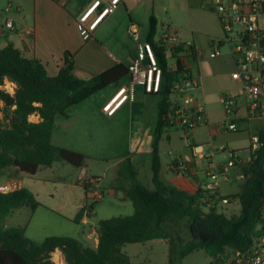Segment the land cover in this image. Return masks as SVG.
Returning <instances> with one entry per match:
<instances>
[{
    "label": "trees",
    "instance_id": "1",
    "mask_svg": "<svg viewBox=\"0 0 264 264\" xmlns=\"http://www.w3.org/2000/svg\"><path fill=\"white\" fill-rule=\"evenodd\" d=\"M156 27L157 21L151 16L146 41L152 45L163 70L161 90L155 95L158 100L151 156L155 189L149 191L139 184L131 160H124L117 171L118 181L127 179L130 184L128 188L118 185L116 189L123 192L124 199L131 201L134 212L132 216L99 221L95 249L82 246L76 239L61 236H49L38 245L24 236L22 228L4 231L2 223L14 210L24 206L35 210L39 203L25 188L0 193V264H54L52 253L57 249L63 254L66 264H130L127 259L114 255L117 248L152 240L169 243L168 264H179L196 250H203L211 257V264H217L226 250H242L250 245L264 199V181L256 176L264 157V131L257 135L260 148L256 160L249 166L239 165L246 178L240 192L230 196L231 200L238 199L240 203L238 216L228 218L218 213L215 205L221 203L220 200L209 193L208 197H202L200 189L190 194L162 183L158 145L162 131L170 128L165 117L171 106V84L183 71V64L178 61L176 71L169 68L165 50L155 42ZM128 75V67L120 63L90 79L79 78L74 74L72 55L66 53L63 67L57 75L49 76L38 59L23 58L12 44L0 49V100L5 105V121L8 120L6 126L0 122V176L9 169L13 171L12 176L19 173L35 175L40 168H51L61 161L82 168L87 156L51 143L55 119L67 117L70 108ZM6 81L12 84L13 95L1 90ZM34 112L41 122H28V116ZM176 163L171 164V169L177 173ZM82 186L87 189L89 183ZM93 204L82 207L73 222L79 223L85 214L90 216ZM183 219L189 221L191 239L187 242L170 232Z\"/></svg>",
    "mask_w": 264,
    "mask_h": 264
},
{
    "label": "rangeland",
    "instance_id": "2",
    "mask_svg": "<svg viewBox=\"0 0 264 264\" xmlns=\"http://www.w3.org/2000/svg\"><path fill=\"white\" fill-rule=\"evenodd\" d=\"M165 2L167 3L166 9H161L160 11V18L164 24L170 25V30L177 32V35L185 41L193 37L195 42H191L197 46L201 54L209 58L211 51L210 39L223 36L215 13L205 9L199 0H165ZM3 3L4 0H0V6ZM164 30L168 29L165 27ZM160 34L159 31L156 33V41L159 40ZM142 40L140 39V42ZM228 53L227 47L223 46L220 48L221 55H227ZM167 58L168 62L172 63L169 53H167ZM120 84L127 85L128 77L123 78L118 85L102 89L92 98L71 108L69 114L72 116L73 121L79 124L80 111L98 107L100 103L114 93ZM202 85L203 95L198 91L194 95L198 96L199 100L206 105L209 117L208 127H202L190 132L188 138L183 137V133L180 130L167 128L162 131L159 141L160 179L165 185L176 187L180 190H185L181 186V174L172 171L171 163L176 160L188 161L191 159L190 143L194 142L203 145L205 154L208 156L214 153L213 158L218 164L225 161L224 156L228 151H234L240 159L248 160L251 138L264 131V118L238 120L236 122L237 130L234 132L221 130V125L226 118L220 99L222 95L239 96V103L242 104V84L239 80H235L232 77H209L206 80L205 77H202ZM4 87L1 90L5 91L7 88L9 89L8 92L10 91L9 93L13 92L8 81L5 82ZM136 91V100L132 108L128 104L125 105L112 120L100 118L99 121L103 124L102 128H94L92 132L85 133H78L68 128V133L62 139V143L56 144V140L53 139L55 146L80 153L83 151L84 153L82 154L85 156H91L85 162L87 169L81 181L94 180L93 188L102 192L103 198L93 204L94 211L90 218L81 224H75L44 208H38L36 212H32L30 208L24 206L16 209L12 215L5 218L2 223L4 231L10 228H25L28 226L25 235L32 238L36 243L42 242L45 237L60 235L61 237L80 240L86 246L93 248L91 243L85 241L84 234L97 233L99 221L133 215L134 209L131 201L126 200L124 202L121 200L120 198L124 194L116 189L118 185L128 188L130 181L127 179L118 181V169L115 163L121 156L130 157L133 169L136 172V181L149 191L155 189L152 184V172L149 165L151 164L152 144L156 128V103L158 100L157 97H146L139 87L136 88ZM240 114H243V112L240 111ZM2 118L5 121L6 113L2 115ZM129 130H132L131 136ZM57 134L61 133L57 132ZM221 146L226 148V153L218 152ZM202 167L203 165L199 164L198 169H202ZM8 171L7 176H12L13 171L10 169ZM200 171L198 172L200 180L206 181ZM39 173L67 179V182L70 183L72 179H76L80 174L82 175V169L75 168L61 161L54 165L52 170L43 169ZM182 175L186 176L185 174ZM241 175V166L237 165L228 168L220 176L219 195L230 197L239 193L242 184ZM38 176L39 174L36 177ZM5 180L6 178L0 176V184H3ZM93 188H88V200L90 203L93 197ZM199 189L202 197L209 196L203 186ZM45 192L47 196H50L49 190ZM196 192L195 190L191 191L192 194ZM53 196L54 199L52 201L49 200V202L53 208L60 210L58 207L61 205L59 203L60 197L57 194H53ZM215 209L218 213H222L228 218L238 216L241 212L238 199L231 200L229 204L218 202L215 205ZM188 222V219L181 220L176 229L170 232L173 235L177 234L180 236L184 242L189 241L191 237L188 230ZM169 248L168 242L152 240L143 244L119 246L114 255L127 259L130 264H168ZM211 261V257L203 250H196L183 258L179 264H211Z\"/></svg>",
    "mask_w": 264,
    "mask_h": 264
},
{
    "label": "crops",
    "instance_id": "3",
    "mask_svg": "<svg viewBox=\"0 0 264 264\" xmlns=\"http://www.w3.org/2000/svg\"><path fill=\"white\" fill-rule=\"evenodd\" d=\"M95 1L96 0H4V3L0 6V22H2L5 17H9L13 21L14 28L13 30L0 33V49L4 48L8 44H12L17 50H19L23 58L38 59L44 65L49 76L57 75L59 70L64 65L65 54L69 53L72 55L74 60V74L79 78L90 79L115 66L116 64L121 63L127 67L131 64L136 54L137 45V42L131 37L129 32L131 25L136 27L139 42L140 39H143L142 43L146 42L149 32V19L151 16H153L157 21V32L159 31V33H162L165 27L171 31L170 25H165L160 18L161 9H166L167 3L165 0H118L115 8L108 11L95 24L94 30L91 31L90 38L84 39L79 32L80 25L85 27L88 26L100 16L103 11H101V9L110 7V0H101L99 4L101 7L97 11H93L85 23H80V16H82V14H84ZM8 4H10L11 8L6 11ZM26 30H30L31 34L27 35L25 33ZM181 40L184 42H195L193 37L188 41H185L182 38ZM190 71L193 74H199L201 80L202 77H205L206 80L209 77H232L234 79L233 73L235 72V65L233 58L229 54L220 55L215 59H210L201 54L198 64L190 65ZM120 81H122V79ZM120 81L108 87L116 86ZM122 86H125V84H120L115 89L114 93L104 102L100 103L98 107L96 106L93 109H88L87 111H80L79 124H77L76 121H73L69 111L67 117H57L54 122L51 143L53 145L62 143V139H64L68 133V128L78 133L92 132V129L94 128H102L103 124L99 121L100 118L112 120V118L125 105L128 104L130 108H132V105H134L136 100V89L134 101H126L123 103L115 110L113 115L108 116L102 111L103 105H105V103L113 97L115 92ZM139 88L146 97H156L155 95L145 94L143 88ZM201 94L203 95V85ZM206 117L207 123L199 128L208 127L209 117L207 111ZM76 125L78 126L75 128ZM57 132L61 134H57ZM129 133L131 136L132 130H129ZM53 139L56 140V144L53 143ZM195 145L201 144L192 142L190 143V149ZM82 153L84 152L82 151ZM213 155L214 153L210 156L206 155L207 163H215ZM87 157L88 159L91 158V156ZM126 159L131 160L130 157L121 156V158L116 161L115 164L117 169H119L122 162ZM181 162L186 163L187 165V170L182 173L186 176L181 174V186L185 189L183 191L192 194V190H199L201 187L200 183L203 181L200 180L198 175L200 170L198 169V166L200 163L193 159L192 155L191 159L188 161L181 160ZM57 163L59 162L54 163L53 166ZM53 166L51 168H40L35 175L19 173L8 177L7 174L9 171H7L6 174L2 175V177L6 178L5 182L11 179L17 180L19 182V189L25 188L32 193L35 201L39 203V206L35 210H32V212H36L38 208H44L67 219L68 221L73 222V218L76 213L82 207H88L92 203V201L90 203L88 200V188H93L95 181H81V178L87 169L86 165L79 168L82 169V175L80 174L76 179H72L70 183L67 182V179H61L60 177L50 176L47 174L41 175V173H39L43 169L52 170ZM149 167L151 168V164ZM38 174L39 176L36 177ZM83 183H89L87 189L82 186ZM48 190L50 196L45 194V191ZM53 194H57L60 197L59 203L61 205L58 206L60 210L53 208L49 202V200L52 201L54 199ZM120 199L124 202L128 200L124 199V195ZM93 211L90 213V216L93 214ZM90 216H86L85 214L79 223H73L81 224L86 219H89ZM18 228H22L24 230V236L34 242L32 238L25 235L28 226L25 228ZM88 234L90 235L84 234V239L86 242L91 243L93 248L86 246L80 240L78 241L84 247L95 249L98 242V232L95 234ZM162 241L167 243L165 240ZM42 242L34 243L39 245ZM61 260L64 264H66L62 253Z\"/></svg>",
    "mask_w": 264,
    "mask_h": 264
},
{
    "label": "built area",
    "instance_id": "4",
    "mask_svg": "<svg viewBox=\"0 0 264 264\" xmlns=\"http://www.w3.org/2000/svg\"><path fill=\"white\" fill-rule=\"evenodd\" d=\"M101 0H96L93 5L80 16V23H85L90 12L97 5L96 11L101 7ZM118 0H110V7L101 9L100 16L88 26L79 27V32L84 39L91 36L98 19H101L108 11L115 8ZM201 5L215 13L219 25L222 29L223 36L210 39L211 51L210 59L219 57L220 48L223 46L229 50V55L233 58L235 72L233 77L242 84L241 96L242 104L239 103V96L222 95L221 104L226 120L221 125V130L234 132L237 130V121L241 119L264 118V0H199ZM11 8L7 5L6 11ZM13 21L5 17L0 22V33L13 30ZM131 37L137 42L136 54L128 66L129 82L127 85L120 87L113 97H111L102 107L106 115L111 116L126 101L133 102L136 87H142L145 94L156 95L161 90L163 70L155 56L152 45L149 42H139L137 29L134 25L129 28ZM27 35L31 34L26 30ZM156 45L170 54L172 63L168 66L172 71L177 70V62L183 64V71L179 73L177 79L172 82L170 90V109L166 114L165 121L170 128H176L183 133V137L188 138L189 133L204 126L207 123L205 103L200 101L198 96L194 95L196 91L202 93V80L199 74H193L190 71V65H197L200 60V51L193 42L182 41L177 33L164 30ZM12 93L6 88L5 92L13 95L14 89L12 84ZM5 88V87H3ZM10 89V90H11ZM11 90V91H12ZM4 91V90H3ZM14 108V107H13ZM240 111L243 114H240ZM5 114V105L0 100V122L3 126L8 124V120L3 121L2 115ZM28 122L39 123L41 118L34 112L28 116ZM260 148L258 136H253L250 140L249 159L242 160L234 151H228L224 156L223 163H207V156L202 145L192 146L191 152L193 159L201 165L200 173L206 181H202L203 186L210 195L222 204H229L230 197L219 195L220 176L228 168L237 165L252 164L257 158V151ZM218 152L226 153V148L219 147ZM177 173H184L187 170L186 163L176 161ZM246 175H241L242 182ZM94 180H91L93 182ZM19 189V182L15 179L8 180L0 184V193L7 194ZM93 191L92 203L100 201L103 193L99 190ZM264 195V185H263ZM52 253V261L54 254ZM221 262L217 264H264V199L260 206L259 223L255 234L251 236L250 245L242 250L228 249L220 255ZM54 264H57L53 261Z\"/></svg>",
    "mask_w": 264,
    "mask_h": 264
},
{
    "label": "water",
    "instance_id": "5",
    "mask_svg": "<svg viewBox=\"0 0 264 264\" xmlns=\"http://www.w3.org/2000/svg\"><path fill=\"white\" fill-rule=\"evenodd\" d=\"M256 176L258 177V179L264 181V157L262 158L260 165L257 169Z\"/></svg>",
    "mask_w": 264,
    "mask_h": 264
},
{
    "label": "bare ground",
    "instance_id": "6",
    "mask_svg": "<svg viewBox=\"0 0 264 264\" xmlns=\"http://www.w3.org/2000/svg\"><path fill=\"white\" fill-rule=\"evenodd\" d=\"M10 92V91H9ZM118 108V107H117ZM53 261H55L57 264H64L63 261L61 260V257L59 253L54 254Z\"/></svg>",
    "mask_w": 264,
    "mask_h": 264
},
{
    "label": "clouds",
    "instance_id": "7",
    "mask_svg": "<svg viewBox=\"0 0 264 264\" xmlns=\"http://www.w3.org/2000/svg\"><path fill=\"white\" fill-rule=\"evenodd\" d=\"M96 9H97V5L94 7V9H93L90 13H92V12L95 11ZM99 20H100V19H98L97 22H98ZM97 22H96V23H97Z\"/></svg>",
    "mask_w": 264,
    "mask_h": 264
}]
</instances>
